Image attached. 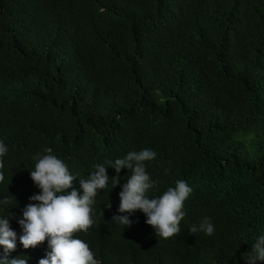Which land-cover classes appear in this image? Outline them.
<instances>
[{
	"label": "trees",
	"instance_id": "obj_1",
	"mask_svg": "<svg viewBox=\"0 0 264 264\" xmlns=\"http://www.w3.org/2000/svg\"><path fill=\"white\" fill-rule=\"evenodd\" d=\"M0 141L8 259L50 251L24 249L18 219L40 191L33 157L51 148L80 194L79 178L107 168L96 223L74 234L100 264H245L264 234V0H0ZM146 148L150 197L193 189L168 239L139 210L130 227L112 221L131 171L107 161ZM204 217L214 234H191Z\"/></svg>",
	"mask_w": 264,
	"mask_h": 264
},
{
	"label": "clouds",
	"instance_id": "obj_2",
	"mask_svg": "<svg viewBox=\"0 0 264 264\" xmlns=\"http://www.w3.org/2000/svg\"><path fill=\"white\" fill-rule=\"evenodd\" d=\"M8 149L0 141V157ZM47 154L33 157L36 160L35 170L30 171V177L40 190L38 194L29 197V203L22 209V218L18 223L22 228L19 241L24 249L36 248L47 241L50 251L39 264H100L88 243L75 238L80 231L87 232L96 221L94 219L95 197L98 190L108 186L109 176L104 164H96L94 171L87 179L79 178L82 194L73 188V182L78 176L73 175L68 166L53 154L51 148L45 149ZM157 153L152 149L130 151L124 158L107 161L119 174L121 169L131 171L130 177L122 185L119 193V215H114L115 221L130 227L133 221L130 217L141 211L147 217L146 223L153 227L156 236L168 239L180 233V222L186 213L184 202L193 189L185 180L175 181V187H169L162 195L150 197L148 192L155 186L146 171V163L155 160ZM4 162L0 159V182L5 180ZM112 186L119 184V175L111 177ZM69 189H72L69 191ZM11 197H4L0 204L10 205ZM111 207V205L109 206ZM8 217V216H7ZM0 218V246L4 255L0 264H28V256L20 255L8 259V253L16 249L17 234L11 229L9 219ZM189 232H203L213 235L215 226L209 217H204L199 225L193 224ZM245 264H264V234L256 238L247 253Z\"/></svg>",
	"mask_w": 264,
	"mask_h": 264
}]
</instances>
